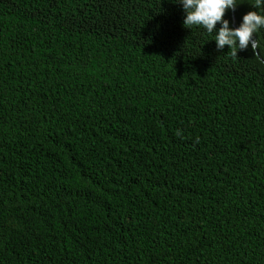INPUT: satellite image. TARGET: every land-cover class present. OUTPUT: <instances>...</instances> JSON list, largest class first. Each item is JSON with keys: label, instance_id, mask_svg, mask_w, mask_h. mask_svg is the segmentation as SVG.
<instances>
[{"label": "trees", "instance_id": "obj_1", "mask_svg": "<svg viewBox=\"0 0 264 264\" xmlns=\"http://www.w3.org/2000/svg\"><path fill=\"white\" fill-rule=\"evenodd\" d=\"M183 15L0 0V264H264V64Z\"/></svg>", "mask_w": 264, "mask_h": 264}, {"label": "clouds", "instance_id": "obj_2", "mask_svg": "<svg viewBox=\"0 0 264 264\" xmlns=\"http://www.w3.org/2000/svg\"><path fill=\"white\" fill-rule=\"evenodd\" d=\"M183 10V26L187 29L201 28L209 35L214 34L216 48H227L237 57L238 51L251 48L255 59L264 64V0H253L250 6L255 9L243 15L238 27H231L225 19L226 12L235 11L240 0H173ZM219 25V28H217ZM256 37L255 39L253 37ZM259 50V51H257Z\"/></svg>", "mask_w": 264, "mask_h": 264}]
</instances>
